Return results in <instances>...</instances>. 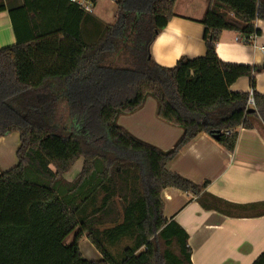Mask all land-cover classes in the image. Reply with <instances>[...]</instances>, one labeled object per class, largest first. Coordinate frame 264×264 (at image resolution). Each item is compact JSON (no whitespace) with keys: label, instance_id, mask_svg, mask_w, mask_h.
<instances>
[{"label":"trees","instance_id":"1","mask_svg":"<svg viewBox=\"0 0 264 264\" xmlns=\"http://www.w3.org/2000/svg\"><path fill=\"white\" fill-rule=\"evenodd\" d=\"M38 1L9 10L17 42L0 48V137H20L17 164L0 173V264H192L188 234L164 216L162 192L199 196L209 181L196 183L168 164L201 133L234 151L240 128H253L255 118L264 124V93L253 89L250 112L251 94L230 88L261 68L216 52L224 31L260 34L264 0H207L206 54L172 67L152 59L151 45L176 0H118L116 22L99 23L90 40L80 7L65 0L62 13L51 8L58 0ZM149 97L160 119L182 129L169 150L118 122ZM79 159L81 172L67 181ZM85 236L101 259L82 255ZM124 237L133 244L119 258L108 245ZM252 264H264V251Z\"/></svg>","mask_w":264,"mask_h":264},{"label":"crops","instance_id":"2","mask_svg":"<svg viewBox=\"0 0 264 264\" xmlns=\"http://www.w3.org/2000/svg\"><path fill=\"white\" fill-rule=\"evenodd\" d=\"M23 3L24 0H0V6H5L0 10V48L16 44L9 10ZM206 7L207 0H176L174 15L151 45V57L156 63L172 67L181 57L206 54L205 28L201 23ZM51 8L62 13L68 10L65 0H58ZM117 16V3L96 2L94 10L83 18L84 37L90 40L99 23L113 24ZM255 24L260 30L255 45L237 41L240 35L234 31H224L216 44L223 61L261 68L253 79L239 78L231 85L232 91L251 93L255 89L264 93V20L258 19ZM148 104H152V112L147 110ZM156 110V100L149 97L143 108L121 115L118 122L136 137L169 150L182 129L160 119ZM254 125L239 129L234 151L201 133L168 164L169 170L196 183L209 181L199 196L174 187L162 192L164 216L175 220L188 234L192 264H252L264 251V124L255 118ZM76 165L64 175L67 181H73L81 172L83 163L75 170Z\"/></svg>","mask_w":264,"mask_h":264},{"label":"rangeland","instance_id":"3","mask_svg":"<svg viewBox=\"0 0 264 264\" xmlns=\"http://www.w3.org/2000/svg\"><path fill=\"white\" fill-rule=\"evenodd\" d=\"M148 111H153L152 104L147 105ZM19 147V132H12L11 134L7 136L0 137V168L2 170H8L15 166L18 162L16 152ZM79 162V163H78ZM77 165L73 169H77L78 166L83 163V159H79L77 161ZM113 168L117 167V164H114L112 166ZM2 171H0L1 173ZM76 178V177H75ZM74 178V179H75ZM121 194H117L114 197V200L118 203L119 197ZM101 198L99 197V200ZM99 204V203H98ZM120 208V206H119ZM116 210H113L115 212ZM113 224L111 222H108L106 225H104V228L111 227ZM74 238V233L70 234V236L66 239V243L72 242ZM133 244V239L131 237H124L117 243H114L113 245H108V248L111 250L112 253H114L116 256L121 258L122 251L127 246H131ZM159 246L161 249V252H163L166 249V245L163 242H159ZM79 247L82 255L89 259V260H99L101 258V254L99 251L95 248V246L91 243V241L88 238L83 237L79 242ZM174 252L177 253L176 247L174 246L172 248Z\"/></svg>","mask_w":264,"mask_h":264},{"label":"built area","instance_id":"4","mask_svg":"<svg viewBox=\"0 0 264 264\" xmlns=\"http://www.w3.org/2000/svg\"><path fill=\"white\" fill-rule=\"evenodd\" d=\"M98 1H107V2H111V3H117L118 0H70V2L76 4L78 7H80L83 11L85 12H92L94 10V6L95 3ZM256 37L257 35H253L249 38L244 37V36H240L237 41H240L242 43H246V44H256ZM253 91L250 93L251 96L248 100V103L251 107H254V98L252 96Z\"/></svg>","mask_w":264,"mask_h":264},{"label":"water","instance_id":"5","mask_svg":"<svg viewBox=\"0 0 264 264\" xmlns=\"http://www.w3.org/2000/svg\"><path fill=\"white\" fill-rule=\"evenodd\" d=\"M253 111H255V108L251 107L250 112H253ZM215 138H217V136Z\"/></svg>","mask_w":264,"mask_h":264}]
</instances>
